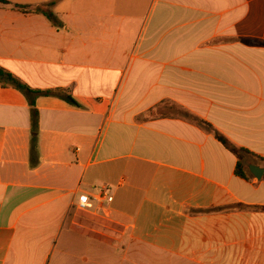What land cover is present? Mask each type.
Here are the masks:
<instances>
[{"label":"crops","instance_id":"obj_1","mask_svg":"<svg viewBox=\"0 0 264 264\" xmlns=\"http://www.w3.org/2000/svg\"><path fill=\"white\" fill-rule=\"evenodd\" d=\"M5 1L0 66L81 107L37 100L33 167L0 84V264H264V180L183 117L264 169V0ZM49 3L59 27L15 8Z\"/></svg>","mask_w":264,"mask_h":264},{"label":"trees","instance_id":"obj_2","mask_svg":"<svg viewBox=\"0 0 264 264\" xmlns=\"http://www.w3.org/2000/svg\"><path fill=\"white\" fill-rule=\"evenodd\" d=\"M0 3L8 5L9 3L5 0H0ZM52 3H49L45 6L30 8L26 6L16 5L15 8L21 10L22 12H35L38 14H43L53 25L59 27L56 15L52 11ZM0 84L3 87H11L20 91L28 100L30 109H31V126H32V142H31V163L33 167H36L39 163V154H38V141L37 134L39 132V110L36 107V102L41 97H56L64 100L71 106L80 108L81 105L75 100V98L70 94V92L66 89H57V90H35L28 86L26 83L21 81L12 73L5 70L0 66ZM184 112V118L192 122L193 124L201 127L205 131L213 134L215 138L223 144V146L233 153L238 159L236 175L243 178L248 179L249 169L246 167V159L247 156H254L249 150L236 146L233 142H231L227 137H225L222 133L217 131L211 124L208 122L195 117L188 112ZM264 180V178H263ZM236 208L239 209H248L245 205H238Z\"/></svg>","mask_w":264,"mask_h":264},{"label":"built area","instance_id":"obj_3","mask_svg":"<svg viewBox=\"0 0 264 264\" xmlns=\"http://www.w3.org/2000/svg\"><path fill=\"white\" fill-rule=\"evenodd\" d=\"M92 197V196H91ZM93 201H104L107 200L108 202H112L113 201V197L110 196L107 193L106 189L101 190L100 192H98L97 194H93L92 197ZM89 202H90V198L89 197H84L82 198V201L80 203V208L81 209H86L89 206Z\"/></svg>","mask_w":264,"mask_h":264},{"label":"water","instance_id":"obj_4","mask_svg":"<svg viewBox=\"0 0 264 264\" xmlns=\"http://www.w3.org/2000/svg\"><path fill=\"white\" fill-rule=\"evenodd\" d=\"M250 172L259 181H261L264 177V169L261 167L252 165L250 166Z\"/></svg>","mask_w":264,"mask_h":264}]
</instances>
